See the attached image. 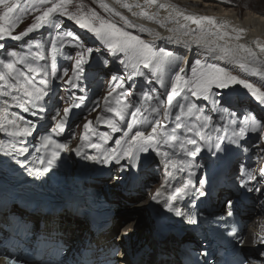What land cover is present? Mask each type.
<instances>
[{
	"label": "snow or ice",
	"instance_id": "6c2138e0",
	"mask_svg": "<svg viewBox=\"0 0 264 264\" xmlns=\"http://www.w3.org/2000/svg\"><path fill=\"white\" fill-rule=\"evenodd\" d=\"M22 2L24 4L31 3L32 10L38 11L39 14L35 15L34 22L24 31L14 34V29L17 28L22 16L28 11V8L21 7ZM222 2H230V0H222ZM114 3L127 9L133 16L143 17L149 21H154L162 28H167L169 35L163 36L159 31L146 27L144 24L133 23L128 16L108 4L106 0H99V6L111 16L119 17L123 21L122 25L113 19L102 16L95 8L87 7L83 0H0V8H2L0 10V40L10 38L11 40L20 41L45 25L52 24L55 18L59 16L67 17L81 29L91 33L113 57L122 54L124 58L119 59V63L123 65L129 74L127 77L113 75L111 77L113 86L110 87V91L104 98L107 112L113 113L118 119L106 115H97L95 119L97 123L107 124L114 132L122 131L123 135L115 141L117 148L101 149L102 156H86L85 158L100 163H108L111 160L117 162L123 159L136 160L140 153H147L152 150L156 155L164 157L166 169L171 168L173 170L166 172L165 184H167L168 180L174 176L175 171H183L185 167L197 166L193 164L192 160L179 158L181 153L183 157L195 158L202 151L201 142L212 143L211 136L204 131L208 127L211 117L206 116L204 110L198 108L195 103L189 102V96L202 97L207 100L212 96L214 88L232 89L234 86H240L259 105L264 106V40L257 37L248 41L246 39L247 30L243 27L234 26L228 20H218L210 15L189 13L181 10L175 4L162 3L160 0H143V3L140 0H114ZM37 4L43 7L37 9ZM73 6H75L74 11L70 10ZM151 8L164 9L167 11V15L161 17L159 11L148 10ZM134 9L138 11H134ZM169 24L171 27H168ZM54 26H59L58 21ZM137 27L140 32H147L153 39L145 40L140 35L128 30ZM65 36L79 41L78 47L83 49L75 59L72 76H68L67 70L64 72V76L68 77L66 82L75 86L73 82L80 79L85 71L84 65L87 63L85 52L90 56L93 49H85L80 38L76 37L71 31L66 32ZM157 40H167L171 43L183 45L185 48L195 45L198 50H201L202 55H218L221 59L227 61V64L221 66L220 63H207L197 59L191 67V75L188 76L185 74V68L179 67L178 61L181 57L165 47H157ZM51 44L53 64L50 74L55 77L57 42L53 40ZM4 47L5 45L0 43V49ZM7 55L14 59H0V96L10 97L15 106L22 108L24 112L40 107L37 102L49 96V92L45 87L49 84L47 79L49 72L44 67L28 62L27 56L16 51L8 52ZM31 55L34 59H44L43 51H37ZM18 63L25 65L26 71L18 68ZM228 64L238 68L248 78L234 74L227 66ZM172 68H178V71L169 76L168 72ZM144 69L148 70L149 83L154 80L167 88L166 99L154 96L151 92H145L142 97L144 102L155 101V103H149L147 108H143L129 103L127 97L132 96L134 93L122 91L115 98V106H111L109 98L117 89H123L125 79L130 80L133 77L145 76ZM30 74H43L44 78L40 81L41 86H37ZM251 78H258V83L252 82ZM13 92L16 94L14 95ZM177 97H182L186 102L179 103ZM227 102L225 100V103ZM174 106L180 109V114L176 115L175 126L169 131L157 117L162 113L163 117L167 119L171 115V109ZM8 107L9 100L5 99L3 110L0 111V129L13 138L32 136L36 131V126L19 116L9 118ZM70 111L71 107L63 109V116L56 120L55 127L52 129L53 132L63 131ZM146 112L148 115H145ZM127 116H131V119L126 120ZM184 116H195L196 121H203V123L189 125L183 121ZM120 122H124L123 126ZM83 129L82 139L87 142L84 146L101 148L99 144H93L90 141V135L95 134L91 120H86ZM181 130L192 135H186L181 139L177 135ZM220 130V128L216 129L217 132ZM248 131L264 133V122L254 115L246 116L245 121H242L238 126V130H233V138L230 143L239 147L241 138L245 137ZM100 139L108 140L111 137L106 133H101ZM258 139L261 144H264V135H259ZM223 141V137L217 136L216 142L212 143L217 152L226 150L222 148ZM18 145H24V141L14 140L7 144L0 143V152L13 158L21 156L27 149ZM53 145L54 147H51ZM177 145L180 150L178 153H169L164 150L165 147L175 148ZM40 147L45 150L50 149V156L40 158L39 166H33L32 172L38 175L47 173L50 170L60 156L61 151L72 150L67 143H58L53 140L51 135L41 136ZM255 147L259 148L260 145L257 144ZM243 151H249V149L244 148ZM79 152L80 149H77L78 154ZM260 152L264 153V148H260ZM173 156L177 158H172ZM261 158H264V156ZM241 170L245 171L247 176V180H241V184L246 191L249 193L258 192L264 195V189L248 187L250 181L257 179L253 172L246 171L244 165H241ZM191 175L192 173H189V179L180 186L175 187L166 198H163V192L158 189L150 196V200L158 203L162 200L164 207L169 212H174L175 215L186 218L191 225H197L195 213H185L173 203L179 198L192 195L193 192L200 197H205L208 194L203 188L195 187L190 178ZM259 175L264 178V167L259 169ZM199 183L204 185L206 181L200 180ZM226 204L229 208L234 207V202L231 199L227 200ZM227 215L231 217L233 212L228 211ZM232 234L238 235L235 228H233ZM258 242L264 244V235L259 237ZM239 243L243 244L244 241L241 239ZM260 255L264 256V252H261ZM7 264H17V262L8 259ZM224 264H232V261L226 258ZM239 264H245V262L240 261Z\"/></svg>",
	"mask_w": 264,
	"mask_h": 264
},
{
	"label": "bare ground",
	"instance_id": "6f19581e",
	"mask_svg": "<svg viewBox=\"0 0 264 264\" xmlns=\"http://www.w3.org/2000/svg\"><path fill=\"white\" fill-rule=\"evenodd\" d=\"M98 1V0H97ZM106 2L108 4H110L111 6L115 7L118 11L122 12L125 16H128V18L135 24H144L146 27H150L153 28L157 31H159L163 36H167L169 35L167 28H162L160 27L158 24H156L154 21H149L143 17H139V16H133L131 14V12H129L127 9L121 8L119 5L114 3V0H106ZM141 3H143V0H140ZM160 2L165 3H172L177 5L181 10H185L186 12L189 13H195L197 15H210V16H214L216 17L218 20H228L231 22V24H233L234 26L237 27H243L247 30V36L246 39L248 41H251L252 39H255L257 37H259L260 39L264 40V15H262L261 13L257 12V10L255 11L254 9L251 8H246L243 10V12H239L238 9H235V7L227 5H216L215 3H207L205 2L204 4H202L200 7L196 6L197 1L195 0H160ZM99 3V1H98ZM190 3H193L190 4ZM233 7V8H232ZM149 11H159V14L161 17H164L167 15V11L164 9H156V8H151L148 9ZM134 11H138L136 9H134ZM123 23V21H121ZM168 27H171V25L169 24ZM132 30H135L137 33L141 34L144 36L145 40H152L153 37L151 35H149L147 32H140L139 28H130ZM156 43L158 44H165L167 45L170 49L175 50L177 52L183 53L184 56V62L182 63L183 68H185V74L187 72V69L191 66L190 62L191 60H193L194 57H199V58H203V57H210L213 60L217 61L218 63H220L222 66H225L227 64V61L221 59L218 55H211V56H205L201 54V50H198L196 48L195 45H193L190 48H185L183 45H178L175 43H171L167 40H157ZM231 70H233L234 72H236V74L241 75L244 78H248L247 76H245V74H243L242 72L239 71L238 68H236L233 65L228 64L227 65ZM33 81L37 84V86H41L40 85V81L41 78L39 77V74H34L32 76ZM252 81L258 83V78H251ZM46 87V86H45ZM13 94L15 95L16 93L13 92ZM45 102V98L42 101L37 102L40 107L39 109L46 113V109L42 107L43 103ZM75 110V106L71 107V111L67 117L68 120H70L73 117V112ZM97 115H102L100 113H98ZM96 115V116H97ZM96 116L94 117V124H93V129L95 130V134L90 135V138H95L96 140H98L101 143H106L107 140H101L100 139V134L103 133V129L107 128L110 133H113L114 131L107 125V124H103V123H97L96 122ZM185 123H188L189 125H191V120L189 119H185L184 120ZM203 123V121H202ZM164 126L168 129H171L172 127L175 126V122L170 119L169 117L166 119V121L163 123ZM205 133L209 136H211L212 138V142L214 141V136L212 135V133L209 131V127L204 129ZM184 134V135H183ZM187 133L184 132L183 130L178 132V136L183 139L184 136H186ZM109 136V135H108ZM195 138V137H194ZM109 140V139H108ZM191 147V146H188ZM201 147H202V142H201ZM165 151H168L169 153H178L179 150V146L177 145L175 148H164ZM202 153V151H201ZM201 153H199L198 155H200ZM207 157V156H206ZM172 158H177L175 156H173ZM179 158H184V159H188V160H192L193 158L191 157H183L182 153L180 155ZM145 161L148 160H154V161H158L161 168H162V176L164 177V182H165V177H166V172L167 171H173L171 168H165V160L163 156H158L156 155V153L152 150L149 151L148 156L144 159ZM145 165H139L138 166V170H141L142 168H144ZM189 167H187L186 169H184L183 171H175V173H178L180 175H183L186 170ZM192 170H196L195 167H193ZM170 180V179H169ZM168 180V181H169ZM156 187V186H155ZM151 193L153 191H150ZM143 192H140L139 194H142ZM118 200L115 201V203H117L119 206L122 204V200H120V196L117 195ZM146 205H148V201L145 202L144 208L145 211L147 212V207ZM147 215V214H146ZM57 222L59 223H65L68 224L70 227L72 225L77 226V225H82L81 221L78 220H72L70 218H68L67 216L63 215V214H59L57 216ZM131 223V222H130ZM126 224L123 225V227L121 228V231H126L128 233H131L132 236L134 237L133 239H131V242H137L139 240H145L147 243L146 245L149 244L150 249H152L153 251H155V249L158 248V251L160 253H164L168 256H171L168 254V252H171V250L174 247V241H178L175 238H169L166 237L160 241H156L153 238H151L150 234L147 233L146 230L140 229L139 226L141 225H145L144 223H141L140 225H132V224ZM254 225V224H252ZM146 226V225H145ZM144 226V227H145ZM115 228H113V235L115 233ZM112 235L109 234L108 237H111ZM249 235H248V240H249ZM154 253H147L146 258L148 261H151L153 263H159V264H177V261H175L174 259H169V260H165L164 262L162 261H155L154 259H156V255ZM122 254H119L117 258H122ZM125 264H130L128 261V257H125ZM157 260V259H156ZM160 260V259H159Z\"/></svg>",
	"mask_w": 264,
	"mask_h": 264
},
{
	"label": "rangeland",
	"instance_id": "374dc122",
	"mask_svg": "<svg viewBox=\"0 0 264 264\" xmlns=\"http://www.w3.org/2000/svg\"><path fill=\"white\" fill-rule=\"evenodd\" d=\"M99 1V0H98ZM97 0H83V3L87 6V7H91V8H95L97 12H99L102 16L106 17V18H109V19H113L114 21H116L118 24H123L120 20L119 17H113L111 16L109 13H106L100 6H99V3H98ZM197 1L196 3V6L200 7L202 4H204L205 2L207 3H215L216 5H224V6H227V5H232L235 7V9H238L239 12H243L244 9L246 8H251V9H254L255 11L257 9H259V11H262L264 13V0H230V2H222V0H195ZM193 5V3H190ZM233 8V7H232ZM70 10L74 11L75 10V6L71 7ZM39 14L38 11H36L34 13V15H37ZM263 15V14H262ZM67 18V17H65ZM55 19H59V20H63L64 22V18L62 17H59L57 16ZM68 19V18H67ZM34 22V19L31 20L30 22H28V24H31ZM63 24H67L69 25L73 30L77 31L78 33L81 32V28L75 24L74 21L72 20H69L68 23H63ZM66 25V26H67ZM129 31H132L134 34L136 35H140L143 39H144V36L137 33L135 30H132V29H128ZM93 45L94 43H90L89 45ZM159 45V44H156V46ZM159 47H164V45H159ZM99 47L96 45L94 47H92L93 49V53L91 54V56H94L95 55V50L98 49ZM168 50H171L170 48H167ZM97 57V56H95ZM200 59V58H198ZM211 59V58H210ZM197 59H194V60H191V67L192 65L194 64V62L196 61ZM202 62H206L205 59H200ZM211 61V63H218L217 61L215 60H209ZM222 66V65H221ZM190 67V68H191ZM233 71V70H232ZM111 72V69L109 67H107V74H109ZM118 73H123V72H127V70H125V68L122 66L120 68H118L117 70ZM234 72V71H233ZM234 74H236V72H234ZM191 75V71H190V74L189 76ZM244 78V77H243ZM254 82V81H252ZM256 83V82H254ZM259 86V84H258ZM237 88V86H234ZM245 90V89H244ZM129 92V91H128ZM191 118H193V116H191ZM200 122V121H199ZM192 124V122H191ZM152 191V190H151ZM148 195H142L140 198H138L139 202L133 204L132 206H126L128 209H133L136 211V214H124L123 216L120 217L119 219V223L120 225H124V223L126 222H131V224L133 225H140L141 223H145L147 217H148V212L145 211V208H144V205H145V202H147L148 200ZM126 209V211L128 210ZM147 214V215H146ZM139 227H142L139 226ZM122 230V229H121ZM121 230L117 232V236L119 234H121Z\"/></svg>",
	"mask_w": 264,
	"mask_h": 264
},
{
	"label": "trees",
	"instance_id": "16d2710c",
	"mask_svg": "<svg viewBox=\"0 0 264 264\" xmlns=\"http://www.w3.org/2000/svg\"><path fill=\"white\" fill-rule=\"evenodd\" d=\"M232 6V5H231ZM234 7V6H233ZM257 12H259V13H261V14H263L264 15V13L262 12V11H259V9H257Z\"/></svg>",
	"mask_w": 264,
	"mask_h": 264
}]
</instances>
